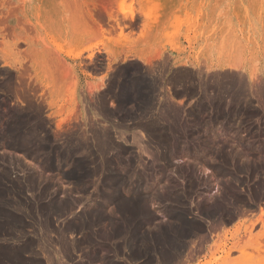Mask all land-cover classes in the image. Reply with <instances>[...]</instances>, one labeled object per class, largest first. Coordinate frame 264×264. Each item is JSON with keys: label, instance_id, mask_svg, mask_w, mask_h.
Segmentation results:
<instances>
[{"label": "rangeland", "instance_id": "rangeland-1", "mask_svg": "<svg viewBox=\"0 0 264 264\" xmlns=\"http://www.w3.org/2000/svg\"><path fill=\"white\" fill-rule=\"evenodd\" d=\"M152 33L154 44L147 41ZM146 46L188 52L181 61L205 64L213 70L207 79L218 83H192L189 69L175 75L182 83H166L174 74L166 71L170 59L161 57L163 71L155 74L141 60ZM221 78L254 79L253 92L221 91L228 84ZM259 80L264 0H0V224L5 213L25 223L23 235H1L0 244L37 240L57 264H86V249L67 254L59 238L61 229L86 221L64 237L84 244L86 230L101 229L106 244L121 245L115 256L100 249L108 252L99 257L103 264L106 256L149 264L151 253L158 258L152 264L172 253L180 254L174 264H264ZM198 85L214 96L210 106H193ZM49 216L52 230L45 232ZM132 224L140 248L125 246ZM132 251L136 259L128 257Z\"/></svg>", "mask_w": 264, "mask_h": 264}, {"label": "bare ground", "instance_id": "bare-ground-1", "mask_svg": "<svg viewBox=\"0 0 264 264\" xmlns=\"http://www.w3.org/2000/svg\"><path fill=\"white\" fill-rule=\"evenodd\" d=\"M122 3H123V1H122ZM121 3V4H122ZM179 61H181V60H179ZM186 62H188V60H186ZM232 65V64H231ZM214 66V64H213V62H211V65H210V67H213ZM220 67L221 68H224L225 67V65H220ZM255 72V71H254ZM253 72V73H254ZM183 75V74H182ZM201 76V75H200ZM178 78V77H177ZM252 78V77H251ZM238 79V78H237ZM244 79L242 78H240V80L238 79V80H229V79H223V78H221V80H220V82L221 83H228V84H223V85H221L220 87H222V90L221 91H223V89H225V91L227 90V92L229 91V89L230 88H236V89H234V91L236 90V92H237V94H239V96H241V97H247V96H250L251 94H252V89H249V84L250 83H245V81H243ZM254 80V79H253ZM253 80L251 81V82H253ZM219 81V80H218ZM208 82V81H207ZM196 83V82H195ZM232 83H236V84H232ZM256 83H260V85L256 88V90H255V93H257V94H260V96H261V98L263 97V99H264V84H261V83H264V80H259L258 82H256ZM220 84V83H219ZM207 88V87H206ZM221 89V88H220ZM228 94V93H227ZM230 94V93H229ZM122 97V96H121ZM235 98H236V96H234ZM234 98V99H235ZM243 99V98H242ZM242 99H240V102H241V104H242V102L243 101H241ZM217 100V99H216ZM222 100V99H221ZM239 100V99H238ZM231 101V100H230ZM235 101V100H234ZM264 101V100H263ZM169 102V101H168ZM220 102H222V101H220ZM224 102V101H223ZM231 102H233V101H231ZM230 102V103H231ZM236 102V101H235ZM239 102V103H240ZM247 102V101H246ZM249 102V101H248ZM167 103V102H166ZM211 103L213 104V103H215V100L213 101V98L211 99ZM228 103V102H227ZM227 103H225V104H227ZM243 103H245V101L243 102ZM210 104V103H209ZM208 103H207V105H209ZM220 104V103H219ZM218 104V105H219ZM233 104V103H232ZM232 104H229L230 106L232 105ZM237 104V103H236ZM235 104V105H236ZM204 105V104H203ZM223 105V104H222ZM228 105V104H227ZM234 105V106H235ZM210 106V105H209ZM208 106V107H209ZM224 106H226V105H224ZM105 107V106H104ZM213 107V106H212ZM211 107V108H212ZM219 107V106H218ZM217 107V108H218ZM228 107V106H227ZM237 107V106H236ZM239 107V106H238ZM198 108V107H197ZM211 108H209V110L211 109ZM217 108H213V109H217ZM224 108V107H223ZM200 109V108H199ZM227 109H229V108H227ZM196 110V109H195ZM240 110V109H239ZM202 111H203V107H202ZM208 111V110H207ZM213 111H215V110H213ZM217 111V110H216ZM208 112H212V111H208ZM219 112V111H218ZM221 112V111H220ZM228 113H229V111H227ZM227 112H225V113H227ZM232 113H233V111H231ZM235 112H237L238 113V111H235ZM241 112V111H240ZM239 112V113H240ZM224 113V112H223ZM227 113V114H228ZM22 114V113H21ZM20 114V115H21ZM216 114H218V113H216ZM231 114V113H230ZM19 115V116H20ZM22 115H24V114H22ZM21 115V116H22ZM191 115V114H190ZM195 115V114H194ZM215 115V114H214ZM213 115V116H214ZM235 115H236V113H235ZM208 116H209V114H208ZM225 116V115H224ZM18 117V116H17ZM16 117V118H17ZM156 117V116H155ZM158 117V116H157ZM200 117H202L201 115L199 116V118ZM220 117H221V115H220ZM226 117V116H225ZM228 117V116H227ZM167 118V117H166ZM211 118H213V117H211ZM224 117H222V119H223ZM17 119H19V117L17 118ZM157 119V118H156ZM161 119V118H160ZM215 119H216V117H215ZM160 121V120H159ZM213 121H214V119H213ZM212 121V122H213ZM218 121V120H217ZM219 121H220V119H219ZM225 121V120H224ZM224 121H223V123H224ZM262 122H260L262 125H263V128H264V118H263V120H261ZM20 122V121H19ZM157 122V121H156ZM176 122V121H175ZM211 122V121H210ZM209 122V123H210ZM184 123V122H183ZM199 123V122H198ZM197 123V124H198ZM203 123H206V122H203ZM208 123V122H207ZM208 123V124H209ZM217 123V122H216ZM157 124H159V123H157ZM194 124H196V123H194ZM212 124V123H211ZM199 125H201V124H199ZM205 125V124H204ZM207 125V124H206ZM214 125V124H213ZM216 125H218V126H220V125H222L223 126V124H216ZM226 125V124H225ZM260 125V124H259ZM209 126V125H208ZM261 126V125H260ZM184 127V126H183ZM214 127V126H213ZM212 127V128H213ZM208 128V127H207ZM211 128V129H212ZM224 128H226V127H224ZM146 129V128H145ZM205 129V128H204ZM209 129H210V127H209ZM17 130V129H16ZM15 130V131H16ZM224 130V129H223ZM158 131V130H157ZM208 131V130H207ZM18 132V131H17ZM16 137V136H15ZM156 138V137H155ZM164 140V139H163ZM166 141H168V140H166ZM166 143V142H165ZM168 143V142H167ZM257 144H259L258 142H257ZM105 146V145H104ZM181 146V145H180ZM260 146V145H259ZM176 147V146H175ZM179 146H177V148H178ZM213 147V146H212ZM263 147H264V145H263ZM260 148V147H259ZM104 149V148H103ZM172 149V148H171ZM175 149V148H174ZM196 149V148H195ZM194 149V150H195ZM199 149V148H198ZM198 149H196V150H198ZM262 149V148H261ZM173 150V149H172ZM185 150V149H184ZM209 150H211V149H209ZM236 151L238 150V149H235ZM263 150H264V148H263ZM147 151V150H146ZM199 152H200V150H198ZM240 151V150H239ZM243 151H245V150H243ZM243 151H242V153H243ZM149 152V151H148ZM155 152V151H154ZM154 152H151V153H153L154 154ZM172 152V151H171ZM184 152H190V151H183V153ZM234 152V151H233ZM238 152V151H237ZM194 153V152H193ZM201 153H203V152H201ZM239 153V152H238ZM152 154V155H153ZM187 154V153H186ZM195 154V153H194ZM199 154V153H198ZM151 155V156H152ZM198 156V155H197ZM153 157V156H152ZM199 157V156H198ZM200 157H202V156H200ZM205 157V156H204ZM158 158H159V154H158ZM161 159H162V157H160ZM164 159V158H163ZM206 159V158H205ZM160 160V159H159ZM172 160V159H171ZM208 160V159H207ZM157 161V160H156ZM162 161V160H161ZM108 161H106V163H107ZM154 162H155V160H154ZM225 162V161H224ZM163 165V164H162ZM223 165H225V164H223ZM227 165V164H226ZM225 165V166H226ZM82 166V165H81ZM157 166V165H156ZM217 166V165H216ZM164 167V166H163ZM171 167V166H170ZM100 169H102V167L100 168ZM155 171V170H154ZM162 172V171H161ZM74 173H75V171H69V172H67V176H74ZM187 173V172H186ZM111 174V173H110ZM87 175H88V173H87ZM108 176H110L109 174H107ZM112 175V174H111ZM113 175H115V174H113ZM106 176V175H105ZM115 177V176H114ZM108 179H112V178H110V177H107ZM116 178V177H115ZM114 179V178H113ZM173 179V178H172ZM244 183V182H243ZM215 184V183H214ZM234 184V183H233ZM235 185V184H234ZM238 189V188H237ZM234 193V192H233ZM112 195V196H111ZM110 195V197H113V195L114 194H111ZM229 196V195H228ZM231 196H233V195H231ZM235 198V197H234ZM104 199H106L105 197H104ZM230 199V200H229ZM232 198H228V201L231 203L232 202V200H231ZM13 200V199H12ZM237 200H238V198H237ZM16 201V200H15ZM215 201V200H214ZM9 201H4V204L5 203H8ZM10 202H12V201H10ZM145 203V202H144ZM233 204V203H232ZM236 204V203H235ZM225 205H226V203H225ZM225 205H222V206H225ZM219 207V206H218ZM5 208V207H4ZM171 208V207H170ZM219 208H221V205H220V207ZM53 209V208H52ZM142 209H144V207H142ZM8 210V209H7ZM56 211H58V210H53V212L52 213H58V212H56ZM179 211H181V210H179ZM223 211V210H222ZM177 212V211H176ZM136 213V212H135ZM179 213V212H178ZM263 213V212H262ZM147 215H145V214H142V216H144V218L146 219V218H148L149 217V215L151 214V212L150 213H146ZM184 214V213H183ZM103 215V214H102ZM102 215H100L101 217H102ZM263 215H264V213H263ZM4 216H6V218H8L6 221H4V224H0V236L1 235H10L12 238H15L16 236L18 237V235H15L14 234V232H19L21 235H23L24 233H25V223L23 222V220H22V218L19 216V215H16V216H12L11 214H7V213H5L4 214ZM100 216H97V219H98V221H100ZM102 219V218H101ZM104 219V218H103ZM264 219V218H263ZM50 216H49V218L47 219V222L44 224L45 226V228H44V231L45 232H47V231H50V230H52L51 228V224H50ZM103 221V220H102ZM49 222V223H48ZM137 222V221H136ZM79 223H81V222H79ZM94 223V222H93ZM134 223H135V221H134ZM254 223H255V221H254ZM78 225H82L83 227L84 226H86V228H87V226H88V224L86 223V221H83L82 222V224H75V223H71V225L70 226H68V227H65V228H63V229H61V234H60V236H59V238H60V240H62L63 241V243H64V250L67 252V254H71V251L73 252V249H76V248H83L82 250H85L86 249V254H85V256L84 257H86V261H87V263L86 264H103L102 263V260H101V258H103L102 257V255L103 254H108V252H106V253H103L100 249L101 248H104L105 250H106V248H110V250L111 249H113V250H111L114 254V256H115V253H117L118 251H116V250H118L119 248H120V244L119 245H113V244H111V243H109V244H106L107 242H106V240L104 239V237H109V235L108 234H103V233H101L102 231H101V229H97V228H94V226L93 227H89L90 228V231L89 230H86L87 231V234L85 235V237H84V240H85V242H84V244H80L81 243V241H78V242H76V243H73L72 245L68 242V241H66V238L64 237L65 235H64V231L65 230H69V229H75L76 227H78ZM136 225H134V224H132L129 228H126L125 229V227L124 226H121V227H117L116 229H114V230H117V231H122L123 229H125L124 230V233H125V235H126V237L128 238V239H126L125 240V246L126 247H129V248H132V247H134V246H136V247H139V244H136L135 242L137 241L136 240V237H135V235L136 234H134L135 233V231H136V227H135ZM192 227H194V226H191L190 228V232H192L193 234L194 233H196L197 232V229H196V227L195 228H192ZM82 228V227H81ZM88 228V229H89ZM188 228V227H187ZM200 228V227H199ZM85 229V228H84ZM147 230V229H146ZM117 231H114V232H116V233H118ZM174 231V230H173ZM150 232V231H149ZM183 233V232H182ZM192 234V235H193ZM45 235V234H44ZM44 237V236H43ZM42 237V238H43ZM179 238V237H178ZM46 239V238H45ZM8 242V241H7ZM106 242V243H105ZM184 242V241H183ZM83 245V246H82ZM124 246V245H123ZM186 246V245H185ZM187 247V246H186ZM140 248V247H139ZM160 248V247H159ZM39 249L43 252V253H45L46 254V258H47V262H50V263H52V264H57V262H56V260H55V254L51 251V249H49L48 247H46L44 244H43V242H41V241H37V240H26V241H24V242H22L21 241V243H19L18 245H12V244H7V243H4V244H0V262L2 263V264H42V257H41V255H40V253H39ZM108 249H107V251H108ZM145 250H146V248H144ZM109 250V251H110ZM144 250V251H145ZM153 251V250H152ZM151 251V252H152ZM99 252H101V253H99ZM112 252H110V253H112ZM172 252V251H171ZM103 253V254H102ZM155 253V252H154ZM157 253V252H156ZM155 253V254H156ZM166 254V251H163L162 250V254ZM168 253V252H167ZM182 253V252H181ZM101 254V256H99ZM143 254H144V252H143ZM171 254V253H170ZM82 255H84V254H82ZM161 255V254H160ZM159 255V256H160ZM70 256V255H69ZM105 256V255H104ZM114 256L113 257H109V256H106V257H104V261L106 262H104L105 264H115L116 263V261H115V258H114ZM141 256V255H140ZM158 256V257H159ZM165 257H163V261H161V263H163V264H166V263H168V264H174V263H177L178 261H179V258H180V254H171V255H169V254H167V255H164ZM44 257V256H43ZM99 257H101V258H99ZM129 258H132V259H136L137 258V251H132V252H130V256H128ZM83 258V257H82ZM84 259H82V260H84ZM158 259V258H157ZM156 259V260H157ZM44 260V259H43ZM46 260V259H45ZM84 260V261H85ZM155 259L152 257V253H151V255L150 254H148V259H147V262L149 263V264H152L153 263V261H154ZM155 260V261H156ZM161 260H162V258H161ZM84 261H82V262H84ZM160 261V260H159ZM159 261H158V263H159ZM182 261V260H181ZM184 261V260H183ZM46 262V263H47ZM101 262V263H100ZM44 263V262H43ZM46 263H44V264H46ZM160 263V264H161ZM59 264H61L60 262H59ZM65 264V263H64ZM84 264V263H83ZM120 264V263H119ZM179 264V263H178Z\"/></svg>", "mask_w": 264, "mask_h": 264}, {"label": "crops", "instance_id": "crops-1", "mask_svg": "<svg viewBox=\"0 0 264 264\" xmlns=\"http://www.w3.org/2000/svg\"><path fill=\"white\" fill-rule=\"evenodd\" d=\"M136 19L137 20H141V16L139 14H136ZM138 27H136V35L135 38H138ZM158 35H154L152 34H148V38L147 41H151L152 44H154L157 40H158ZM181 40L183 41V44L187 47V43L185 42V40L183 38H181ZM188 50V49H187ZM190 56V54L188 52L185 53H176L175 51H173L171 49L170 46H166V48H157L156 46H146L145 49V59H141L143 62H145L146 66L150 67L152 69V72H154L155 74H159L160 71H163V69H159V67H163V65L158 64V60L161 59V57H167L170 59L171 63L170 65H168L166 71H173V75L170 76V78L167 80L166 83H182V81H179L177 79H175V75L177 74V72H179V70L181 69H189V71L191 72L193 79H192V83H218L216 82L214 79L208 78L207 76H209L211 73H213L212 69H207V66L205 64L202 65H195V64H187L186 62L184 63L183 61H179L182 59H188ZM136 57L138 58L137 54ZM140 59V58H139ZM210 67V65H209ZM211 68V67H210ZM202 73H204L202 75ZM201 75V76H200ZM202 78V79H201ZM208 81V82H207ZM243 81H245V83H251V81L249 79H244ZM164 81H161V83H163ZM155 83H159L158 80L155 81ZM197 92L192 96L195 101H194V105L196 106L203 104H206L209 102V96L210 97H214L212 96L210 93H208V95L202 94L200 91V86L198 85L197 87ZM174 93L176 97H180L177 94V90L176 88L174 89ZM257 100V99H256ZM164 102H172L169 99V91L165 90V94H164ZM161 102V101H160ZM261 103V101L257 100L255 101V99H252L251 104H258ZM162 113V112H161ZM201 113V112H199ZM158 116V114H160V112L158 111H152V115H156ZM185 115V112L181 111L178 113L177 118L179 119H183Z\"/></svg>", "mask_w": 264, "mask_h": 264}]
</instances>
